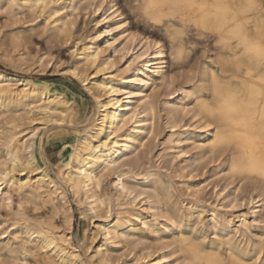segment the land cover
<instances>
[{"label": "rangeland", "instance_id": "1", "mask_svg": "<svg viewBox=\"0 0 264 264\" xmlns=\"http://www.w3.org/2000/svg\"><path fill=\"white\" fill-rule=\"evenodd\" d=\"M89 1L50 3V8L58 9L59 20L70 22L65 33L51 23L47 12L29 11L21 4L12 7L0 0V72L27 80L37 93H48L57 111L45 117L36 108L38 102L32 103L37 99L15 95L21 86L10 87L9 95L0 97V173L22 180L44 172L65 196L62 201L48 195L44 186L40 195L25 187L11 191V200L0 199V264H147L152 260L164 264L158 261L161 255L169 264H192L178 244L182 235L225 257L226 242H231L247 252L249 261L262 264L264 182L230 175L231 151H208L201 143L207 126L189 96L197 91L208 94L207 68L217 65L211 39L187 42V53L173 61L166 38L145 29L124 7L126 0H112L114 7L109 9L111 0ZM104 14L106 21H102ZM92 36L89 45L99 50V56L90 66L80 52ZM147 36L155 42L140 56ZM161 45L165 63L145 67L143 60L159 61ZM73 69L92 83L105 79L117 84L116 97L122 103L127 90L134 91L133 103L138 101L137 90L149 94L144 128L133 132L131 120L118 132L119 136L134 133L131 148L113 169H104L97 161L90 169L101 178L98 184L90 183L89 191L96 199L97 214L84 192L74 194L63 176L68 163L76 165L73 154L80 149L82 136L91 135L97 122L96 101L81 79L72 76ZM151 69L155 80L131 83L133 76ZM13 156L18 158L14 166ZM120 173L134 193L120 189L116 182ZM1 178L0 189H4L6 178ZM143 189L148 199L138 194ZM63 208L71 217L70 226H65ZM243 217L248 228L240 223ZM107 218L121 224L122 236L102 238ZM53 231L69 233L77 248L76 262L61 260L41 243L38 237Z\"/></svg>", "mask_w": 264, "mask_h": 264}, {"label": "bare ground", "instance_id": "2", "mask_svg": "<svg viewBox=\"0 0 264 264\" xmlns=\"http://www.w3.org/2000/svg\"><path fill=\"white\" fill-rule=\"evenodd\" d=\"M7 1L8 4H10V6L12 7H19V4H21L23 5L22 7H25L29 11L36 12L38 10L41 12H47V17L51 19V23H53L54 26L57 27L61 32H65L67 29V25L70 23L66 20H59V18L55 15L58 12V9L50 8V3H54L55 0H20V2L18 0ZM95 1H97V3L99 4H102L106 0H90L88 4H91ZM153 2L154 0H126L124 7L130 10L135 19L140 22L145 29L152 31L160 37L166 38L169 50L168 57L170 60L176 61L184 57L189 48L186 45L187 42L192 44L193 41L196 40H199L200 42L202 39H211V42L213 43V48L215 50L214 52H216L217 65L216 67L208 66L207 68L206 75L209 87L208 94L197 91L192 92L189 96L195 99L197 114L200 115V119L203 125L207 126L201 143H203V145L208 148V151L221 149L224 147V145L223 142L218 139L220 138V130L203 114L204 106L212 102L214 99L215 83L222 80H232L237 84L246 82L248 84H255L257 87H259V81L261 77L264 76V69L257 67L252 62L245 63L243 60L235 59L230 52L226 50L222 51L221 48L217 46L218 37L205 32L202 28H197L193 24L186 22V19L182 18V16L178 13H162L158 11L157 9L152 7ZM107 4H109V7H107L108 9L114 7L112 0ZM116 11H118L117 8ZM107 18L108 16L104 14L102 17V21H106ZM118 26L119 25H117V27ZM129 38L133 40L135 38V35L131 33L129 35ZM93 41L94 36L90 38L88 44L85 45L80 52L84 62L90 66L96 64L97 58L99 56V50L89 45L92 44ZM152 42L154 43L155 40L149 39L148 36L144 37L146 48L142 51L140 56H143L147 52L148 46L151 45ZM107 44L110 45V43L108 42ZM158 49L159 50L157 56L160 57L159 61L153 62L149 59L143 60L142 64L145 67L148 66V63H165V58L163 57L164 45H161ZM235 55L239 56V52H237ZM149 71H141L142 76H133L131 78V83L134 84L137 81L141 83H148V80H155V77L153 75L154 69H151ZM70 72L73 77L75 76L81 79L84 87L96 101L97 113L95 118L97 122L94 124L93 130L90 128V131H93V135L91 134L89 136H82L79 143V148L83 152L81 153L80 149H77L75 151L73 155L76 165L73 166L72 163H68L67 170L64 173L65 175L63 176L74 194H77L79 190H82L84 192L85 197L88 200L90 209L94 214H97L98 210L96 199H94L93 196L89 194V191L90 183L98 184L101 178H99L100 173H98L97 171L92 172L90 171V169L93 167L95 161L99 162L104 169H113L114 167H116V164H118L120 157L124 156V153L131 148V141L134 139V133L119 136L118 132L120 131L123 124H125L126 122H130L131 120H133V122L135 123V125L133 126V132L144 128L147 123V119L144 116L145 110L149 108V102L146 103L149 94H147L144 90H137L136 92L139 96L138 101L133 103V99H131V96L134 91L130 89L123 92V94H125L124 98L126 101L122 103L123 99H118V96L116 97L117 93L119 92L117 84L105 81V79L103 81L101 80V82L93 80L94 82L92 83L90 81H87L86 77L82 78L79 70L73 69ZM133 72H140V70H133ZM225 73H228V75H225ZM14 85L19 87L21 86L20 90L18 92H15V95H22L23 97H29L30 99H37L33 100L32 103L38 102L36 108L40 110L41 114H43L45 117H50L56 111L55 108H53L51 105L52 101L48 100V93H37L32 87H30V83H28L27 80L17 78L16 76L6 74L4 72H0V97L8 96L11 92L10 87ZM142 103L145 104L141 107ZM234 131L236 133V137L239 138L238 142L242 144L245 138L246 129L241 125L236 126ZM120 137H122L123 139L122 142L118 139ZM229 150L231 151V148H229ZM11 162L13 166L16 165L18 163V158L13 156L11 158ZM227 170H229L230 175L232 176L238 175L240 177H243L244 179L262 180L264 182V177L258 174H241L237 171H234L233 155L227 166ZM14 176L12 175L8 177V172L6 171L0 173V182L2 181L1 177L6 178L4 181L6 182L5 188L0 189L1 202L11 200V191L15 190L21 192L25 187L34 189L36 193L40 195V191H43L44 186L48 191V195L55 194L59 196L62 201H64V192L59 190L54 181H52L48 174H45L44 172L37 178H31L27 176L26 179L20 180L16 179ZM122 176L123 173L118 174V178L116 181L120 186V189L126 191L128 194L134 193L133 189H130L124 184ZM144 178L146 179L147 177ZM2 184L3 183H0V186ZM138 194H145L146 198L148 199V194L144 189ZM135 196L136 195H134V197ZM62 211L66 215L65 226H70L71 217L66 214V209L63 208ZM107 212L110 213L111 210L109 209L107 210ZM255 212L256 211H254V215L256 216ZM255 219L256 218H254V220ZM240 223L243 224V226L247 227L248 221L246 217H243ZM107 224V226L101 227V234L103 239H109L114 236L120 237L123 235V232L120 228V223L110 222L108 220ZM38 238L41 243H44V246L46 248L55 252L61 260H71L72 262H76L78 256L76 251L77 248L73 247V245L71 244L69 233H65L62 231L56 233L53 231L42 234V236H39ZM194 239L189 237L187 238L183 235L177 238L178 244H180V249L184 252L185 256L192 262V264H255L254 262L249 261V255L247 254V252H242L231 242H226L228 248L225 257L220 253L219 250L203 249L200 244H198ZM245 250L247 251V249ZM158 261L164 264H169L167 262V257L164 255H161L158 258ZM147 264L158 263L157 260H152L147 262ZM262 264H264V259Z\"/></svg>", "mask_w": 264, "mask_h": 264}, {"label": "clouds", "instance_id": "3", "mask_svg": "<svg viewBox=\"0 0 264 264\" xmlns=\"http://www.w3.org/2000/svg\"><path fill=\"white\" fill-rule=\"evenodd\" d=\"M152 7L162 13H178L186 22L218 37L222 51L264 69V0H154ZM203 114L220 130L223 150L231 148L233 170L264 177V76L259 87L217 81L214 99L204 106ZM241 125L246 129L242 144L234 131Z\"/></svg>", "mask_w": 264, "mask_h": 264}, {"label": "snow or ice", "instance_id": "4", "mask_svg": "<svg viewBox=\"0 0 264 264\" xmlns=\"http://www.w3.org/2000/svg\"><path fill=\"white\" fill-rule=\"evenodd\" d=\"M218 139H220L221 140V142H223V139L220 137V138H218Z\"/></svg>", "mask_w": 264, "mask_h": 264}]
</instances>
